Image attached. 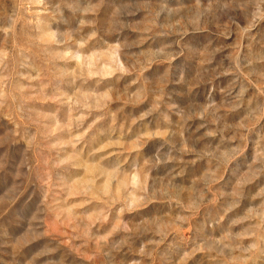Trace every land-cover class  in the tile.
<instances>
[{
    "label": "rangeland",
    "instance_id": "obj_1",
    "mask_svg": "<svg viewBox=\"0 0 264 264\" xmlns=\"http://www.w3.org/2000/svg\"><path fill=\"white\" fill-rule=\"evenodd\" d=\"M0 264H264V0H0Z\"/></svg>",
    "mask_w": 264,
    "mask_h": 264
}]
</instances>
